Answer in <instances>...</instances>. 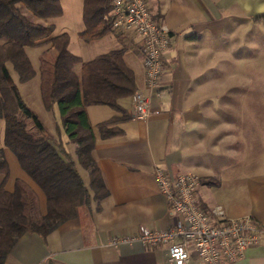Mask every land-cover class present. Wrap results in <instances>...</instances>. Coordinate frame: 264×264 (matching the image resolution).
Returning a JSON list of instances; mask_svg holds the SVG:
<instances>
[{
    "label": "crops",
    "instance_id": "obj_1",
    "mask_svg": "<svg viewBox=\"0 0 264 264\" xmlns=\"http://www.w3.org/2000/svg\"><path fill=\"white\" fill-rule=\"evenodd\" d=\"M147 2L153 19L169 30L170 39L149 118H135L132 97L121 99L127 115L118 125L122 133L104 139L97 125L122 114L105 105L86 107L96 136L92 157L108 195L96 197L89 173L78 163L77 147L69 142L60 115H55L57 106L45 109L54 114L55 127L44 124L75 162L90 204L46 238L24 234L7 264H172L167 245L113 243L144 228L171 229L179 220L156 184V167L172 177L187 172L199 175L200 209L209 212L222 206L231 218L251 216L263 232L261 241L234 264H264V0ZM82 31L74 35L79 37ZM69 35L70 51L83 62L124 49L137 91L149 93L141 37L135 31H114L86 43L80 55L72 50ZM254 74L256 81L249 79ZM3 149L10 169L6 189L13 191L16 180L25 181L45 214V194L22 170L14 153ZM189 264L204 263L194 256Z\"/></svg>",
    "mask_w": 264,
    "mask_h": 264
},
{
    "label": "trees",
    "instance_id": "obj_2",
    "mask_svg": "<svg viewBox=\"0 0 264 264\" xmlns=\"http://www.w3.org/2000/svg\"><path fill=\"white\" fill-rule=\"evenodd\" d=\"M84 43L114 32L111 0H83ZM63 15L61 0H0V120L5 122L4 147L14 153L20 167L46 196L42 213L39 197L23 180L13 191L6 189L10 169L0 148V264L26 233L47 237L64 222L74 219L77 210L90 204V193L75 162L64 145L52 135L37 113L21 96L19 84L40 77V92L47 111L57 106L62 127L76 145L78 163L89 173L97 198L108 195L94 163L96 136L86 107L105 105L120 112L97 125L104 139L122 133L119 124L127 119L121 99L137 91L133 71L124 60V49L111 51L90 62L70 51L67 32L54 35V25L44 23ZM44 21V22H43ZM45 46L36 72L27 48Z\"/></svg>",
    "mask_w": 264,
    "mask_h": 264
},
{
    "label": "built area",
    "instance_id": "obj_3",
    "mask_svg": "<svg viewBox=\"0 0 264 264\" xmlns=\"http://www.w3.org/2000/svg\"><path fill=\"white\" fill-rule=\"evenodd\" d=\"M111 1L114 31H135L141 37L149 93L136 91L132 102L134 117L146 120L152 94L165 71L164 52L170 43L169 30L153 19L147 0ZM154 178L170 210L179 220L171 229L144 228L135 236L114 240V244L140 241L151 247L167 245L172 264H189L194 256L204 264H234L243 258L248 248L259 245L263 232L251 216L231 218L222 206L209 212L198 207L199 175L187 172L172 177L156 167Z\"/></svg>",
    "mask_w": 264,
    "mask_h": 264
},
{
    "label": "rangeland",
    "instance_id": "obj_4",
    "mask_svg": "<svg viewBox=\"0 0 264 264\" xmlns=\"http://www.w3.org/2000/svg\"><path fill=\"white\" fill-rule=\"evenodd\" d=\"M61 5L63 7V15L61 17L43 21L44 23L53 24L54 25V35L61 34L67 32L72 36V45L71 48L74 53L80 55L82 48H87L88 45L84 43L78 36L74 34L77 31L84 30V24L82 20V5L83 0H61ZM1 43V40H0ZM47 49L45 46L40 47H29L27 48V54L31 60V63L34 67V70L37 72L39 69V57L40 55ZM84 59H88L87 56L84 55ZM12 78L15 83L18 85L20 93L24 101L27 105L33 109L41 121L45 123L48 127L53 126V113H48L42 103L40 88H39V77L35 76L33 80L26 84H19L18 77L16 73L12 70L10 66ZM38 75V73H37ZM249 79L255 80L257 76H249ZM56 116H59V112L56 107ZM53 117V118H52ZM59 118V117H58ZM50 122V125L48 124ZM4 130H5V122L4 120H0V148L4 147ZM65 142V140H63ZM71 146V145H70ZM86 179V178H85Z\"/></svg>",
    "mask_w": 264,
    "mask_h": 264
}]
</instances>
